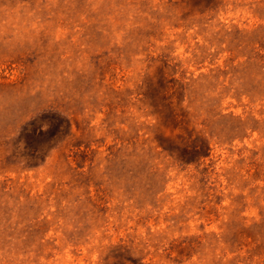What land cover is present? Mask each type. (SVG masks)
I'll use <instances>...</instances> for the list:
<instances>
[{
    "label": "rangeland",
    "instance_id": "1",
    "mask_svg": "<svg viewBox=\"0 0 264 264\" xmlns=\"http://www.w3.org/2000/svg\"><path fill=\"white\" fill-rule=\"evenodd\" d=\"M0 264H264V0H0Z\"/></svg>",
    "mask_w": 264,
    "mask_h": 264
}]
</instances>
